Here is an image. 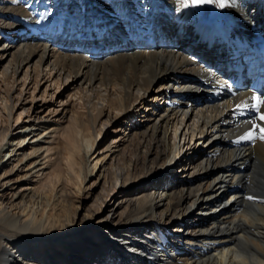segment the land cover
Here are the masks:
<instances>
[{"label":"bare ground","instance_id":"6f19581e","mask_svg":"<svg viewBox=\"0 0 264 264\" xmlns=\"http://www.w3.org/2000/svg\"><path fill=\"white\" fill-rule=\"evenodd\" d=\"M254 96L264 0H0V264H264Z\"/></svg>","mask_w":264,"mask_h":264},{"label":"snow or ice","instance_id":"6c2138e0","mask_svg":"<svg viewBox=\"0 0 264 264\" xmlns=\"http://www.w3.org/2000/svg\"><path fill=\"white\" fill-rule=\"evenodd\" d=\"M215 0H191L192 4H208L213 3ZM227 0H219V7L224 8L226 6ZM253 99L255 100V104L252 105L256 109V111L259 113L257 119L259 121L264 122V111H261V106H264V99L261 98V96H254ZM249 105L245 102H241L237 105V108H248ZM253 127L250 131H248L246 134L239 137L240 140H247L252 141L256 138H259L260 140L264 141V126H262L259 123H255V121H251ZM257 129L259 131H257ZM248 199H253V197H248Z\"/></svg>","mask_w":264,"mask_h":264},{"label":"rangeland","instance_id":"374dc122","mask_svg":"<svg viewBox=\"0 0 264 264\" xmlns=\"http://www.w3.org/2000/svg\"><path fill=\"white\" fill-rule=\"evenodd\" d=\"M29 124V122H25V123H23L22 125H21V128H19V130H22V134H29L30 133V128H27L28 125ZM41 130V129H40ZM40 130H39V132H40ZM32 136H34L33 134H30V136L28 137V138H31ZM103 141V138H100L99 139V142H102ZM95 157H96V154H94L93 156H92V159L94 160L95 159ZM96 162V161H95ZM94 162V163H95ZM1 166V165H0ZM193 215H195V216H203L204 215V213H203V211H202V209H200L199 207H195L194 208V212H193Z\"/></svg>","mask_w":264,"mask_h":264}]
</instances>
